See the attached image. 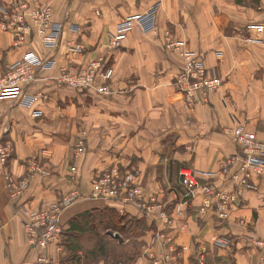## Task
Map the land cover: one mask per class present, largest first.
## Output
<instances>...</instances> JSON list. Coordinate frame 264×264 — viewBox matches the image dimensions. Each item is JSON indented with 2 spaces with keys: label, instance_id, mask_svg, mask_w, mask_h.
Returning <instances> with one entry per match:
<instances>
[{
  "label": "crops",
  "instance_id": "obj_1",
  "mask_svg": "<svg viewBox=\"0 0 264 264\" xmlns=\"http://www.w3.org/2000/svg\"><path fill=\"white\" fill-rule=\"evenodd\" d=\"M12 1L0 0V5ZM158 1V31L143 33L134 28L121 47L112 50L107 30ZM180 1L54 0V21L65 24L55 48L46 46L37 35L18 44L16 35L3 28L0 14V79L8 64L27 51L55 61L52 68L38 69L37 80L29 88L37 97L31 107L15 99H0V146L13 150L7 164L0 163V264H35L40 254L28 240L24 206L45 207L75 191L78 197L62 214V249L53 246L48 253L59 264H113L98 256V240L89 229L91 224H81L86 228L83 231L72 230L70 220L106 206L139 214L132 208L122 209L118 202L92 198L94 176L113 163L128 166L133 161L147 190L159 194V199L165 195L166 199L161 200L174 204L186 187L183 173L187 169L202 181H217L209 179L207 172L218 171L221 160L237 151L229 134L232 114L264 138V43L254 41V35L244 28L249 21H264V0H260L257 10L237 4L243 18L236 16L241 26H236L238 32L234 35L221 32L206 3L201 7L194 1L190 7L198 17L199 31L189 25V47L194 53H206L207 65H218L225 79L209 105L195 107L186 102L174 84L181 59L166 52L162 41L167 21L177 22L184 10ZM227 12L233 17V10ZM220 32L222 37L218 36ZM73 39L84 44V53L70 52L67 41ZM91 57L103 58L114 67L112 96L102 97L59 83L62 69L76 71ZM222 96L227 100L225 105ZM34 110H41L43 115L35 116ZM45 151L52 153L48 161L42 159ZM32 161L47 167L49 173L33 172ZM6 171L13 174L18 185H26L17 200L7 187ZM202 219H190L188 230L179 236L178 242L189 247L184 264H196V250L202 247L207 249L209 263L260 264L261 253L251 237H264V180L258 189L245 193L228 221ZM150 234L146 230L140 239L148 240ZM221 235L230 237V248L214 244V238ZM88 240L95 244L90 246ZM134 264L150 262L139 256Z\"/></svg>",
  "mask_w": 264,
  "mask_h": 264
},
{
  "label": "built area",
  "instance_id": "obj_2",
  "mask_svg": "<svg viewBox=\"0 0 264 264\" xmlns=\"http://www.w3.org/2000/svg\"><path fill=\"white\" fill-rule=\"evenodd\" d=\"M37 1V2H35ZM54 0H13L7 5H0L2 24L5 30L12 31L17 37V43L23 44L30 36H39L43 43L55 48L60 44L64 34V23L54 21ZM159 5L153 4L145 12L128 16L120 20L112 29L107 31L109 47H119L127 34L134 28L143 33L158 31ZM256 29L257 40L264 43V22H256L251 26ZM74 32L78 30L72 28ZM167 46L176 50L184 62L183 70L178 76L180 91L191 105L197 103L208 104L212 94L222 86V79L217 68H209L202 55L195 54L187 47L185 41L174 38L170 30L165 31L164 39ZM256 40V38H255ZM70 52L84 53V44L76 39L67 41ZM53 59H44L36 51H27L22 58L8 64L5 75L0 79V99H15L20 105L30 106L36 97L29 88L37 80V71L42 68H52ZM114 68L108 66L103 58H92L78 71L64 68L58 78L59 83L78 90H90L97 95L110 97L115 94L113 88ZM225 104L227 103L224 99ZM35 116L43 115L41 110H34ZM234 126L231 130L235 144L239 150L230 154L226 174L236 167V171L228 180V187L216 191L214 182L203 183L194 172L183 173L186 187L181 191L174 209L170 212L166 203H158L153 197H148L140 184V170L137 168H121L113 166L107 171L97 174L92 180L91 197L98 200H110L137 205L145 215L149 216L153 230L142 250V257H147L152 264H183L182 252L187 247H181V254L173 255L176 244L173 245L172 231L178 224V216L186 213L200 196H202L200 210L212 211L222 220H228L232 215L233 206L242 191L254 189L264 178V141L256 133L248 130L232 114ZM10 146H0V163L4 166L11 157ZM51 152H45L42 159L48 160ZM32 171L48 174V168L37 161H32ZM208 175V174H207ZM221 177L226 178L225 174ZM8 189L13 199L17 200L26 185H18L9 172H5ZM216 186V185H215ZM79 192L62 196L49 205L41 208L23 207L24 227L28 240L33 247L40 250L35 264H59L54 256L48 253L50 247L62 249V235L64 224L62 214L78 197ZM175 210V211H174ZM178 215V216H177ZM184 221V219H183ZM179 228L185 229V225ZM116 235V232H114ZM253 246L261 253L260 264H264V238L251 237ZM216 244H225L216 241ZM175 246V247H174ZM206 251L199 252L198 264H207Z\"/></svg>",
  "mask_w": 264,
  "mask_h": 264
},
{
  "label": "rangeland",
  "instance_id": "obj_3",
  "mask_svg": "<svg viewBox=\"0 0 264 264\" xmlns=\"http://www.w3.org/2000/svg\"><path fill=\"white\" fill-rule=\"evenodd\" d=\"M141 1L142 0H138V2L139 3H141ZM194 1H197V4L196 5H200L201 7L206 3V6L208 7V13L211 15V19L213 18V20L214 19H216V21H215V23L217 24V25H219V26H221L220 28H221V32H223L224 34H226V35H234V34H236L237 32H238V30L236 29V26H241V22L240 21H238V19L237 18H239V16H241L242 18H243V10L240 8V7H238L237 6V4L238 5H243V4H245V5H249V6H252V7H254L256 10H257V8H258V6L259 5H261L260 4V0H259V2L256 4V3H254L253 2V0H243V2L242 3H237V0H181L180 1V4L183 6V8H184V10H182L181 11V15L178 17V21L177 22H175V23H173V22H171V21H167V23H166V27H167V29L166 30H170V33H171V35L174 37V38H179V37H182V38H185V43L187 44V47H189V41H190V39H189V37H188V34H189V32H188V27H189V25H191V28L195 31V29L196 30H198L199 31V26H197L198 25V17L196 16V14L192 11V9L190 8V7H193V4H194ZM236 1V2H235ZM7 4H9V3H3L2 5H7ZM156 4H158L159 5V9L158 10H160V5H161V1H158V2H156ZM1 5V6H2ZM233 5V7H231ZM263 8H262V11H264L263 9H264V5H261ZM187 8V9H186ZM233 10V17H230L229 16V14H228V12H227V10ZM260 10V9H259ZM187 13V14H186ZM236 16H237V18H236ZM124 19V18H123ZM257 21H249L246 25H245V27L244 28H246L252 35H254L253 37L254 38H256V40L255 39H253L254 41H258L257 40V37H258V35L256 34V32H255V30L256 29H253L251 26L252 25H254L255 23H256ZM259 23L260 22H264V21H258ZM236 24H238V25H236ZM196 26H197V28H196ZM109 30V29H108ZM107 30V31H108ZM166 30H164L163 31V34H162V41H163V46H164V49H165V51L166 52H171L170 54L171 55H175L176 57H179L180 59H181V63H180V68H179V70H178V72H177V74L174 76V84L176 85V88H177V90L178 91H180V86L178 85V76H179V74H180V72L183 70V67H184V62H183V59L181 58V56H180V54L176 51V50H173V49H171V48H169L168 46H167V40H166V38L165 39H163L164 38V36H165V31ZM218 33V36L219 37H222L223 36V34L222 33ZM183 33L185 34V37H183ZM176 34H178V37H177V35ZM16 38V41H17V37H15ZM180 39V38H179ZM182 41H183V39H181ZM258 42H260V41H258ZM260 43H263V42H260ZM122 45V44H121ZM121 45L119 46V47H114L115 49H119L120 47H121ZM190 48V47H189ZM112 50H113V48H112ZM190 50H191V48H190ZM193 52V51H192ZM174 53H176V54H174ZM195 54H198V55H202L203 56V59H204V61H205V63H206V53L204 54V53H195ZM218 55H219V57H221L222 56V52L221 51H218ZM22 58V57H21ZM92 58H98V59H100L99 57H91V58H89V59H92ZM88 59V60H89ZM106 62V61H105ZM182 64V65H181ZM84 65V64H83ZM82 65V66H83ZM107 65L108 66H112V65H110L109 63H107ZM206 65H207V63H206ZM81 66V67H82ZM208 66V65H207ZM81 67L79 68V69H81ZM113 67V66H112ZM209 68H212V67H214L215 69L217 68V70H218V73H219V75L221 76V79H222V86L224 85V77H223V75H222V73H221V71H220V68H219V66L218 65H214V66H208ZM114 68V67H113ZM79 69H77L76 71H78ZM63 85H65V84H63ZM65 86H68V85H65ZM222 86H221V88H222ZM68 87H70V86H68ZM70 88H72V87H70ZM221 88L216 92V93H218L220 90H221ZM181 92V91H180ZM182 93V92H181ZM216 93H214V94H216ZM183 94V93H182ZM214 94H212V96L214 95ZM183 96H184V94H183ZM211 96V97H212ZM91 97V96H90ZM103 97V96H102ZM184 98H185V100H186V102L188 103V104H190V102H188V100L186 99V97L184 96ZM36 99H37V97H36ZM36 99L33 101V103H32V105L34 104V102L36 101ZM224 99L225 98H223V96H222V102L224 103V105H225V102H224ZM2 100V99H1ZM227 101V100H226ZM18 103H19V101H18ZM211 103V99H210V102L208 103V104H204V103H197V104H194V105H192L193 107H195L196 105H198V104H201V105H209ZM32 105H30V106H25V107H31ZM23 106V105H22ZM236 115V114H235ZM231 120H232V122H233V119H232V116H231ZM242 124H244L245 126H246V128L248 129V130H250V131H252V132H254V133H256V135L258 136V138L260 139V140H262V141H264V138H261L260 137V135L258 134V132L257 131H255V130H252V129H250L248 126H247V124H245V123H243L242 122V120L240 119V117H239V119H238ZM233 126H234V123H233ZM233 126L232 127H230V135H231V137H232V142H233V144L235 145V147L236 148H238L237 149V151L239 150V147L237 146V144H235V141H234V139H233V136H232V133H231V130H232V128H233ZM85 143V142H84ZM167 150H169V148H167ZM46 152V151H45ZM12 153H13V150L11 151V157H12ZM230 155H227L226 157H224L222 160H221V162H220V169L218 170V171H214V172H207V174H208V176H209V179H214V178H218L217 179V181H218V184H217V181H215V180H201L198 176V178L203 182V183H205V182H214V189L216 190V191H219L220 189H223V188H227L228 187V180H230V176L232 175V173L234 172V171H236V167L234 168V169H232L228 174H226V169L228 168L227 167V164H228V157H229ZM10 159V158H9ZM46 161H48V160H46ZM7 164V163H6ZM121 164V163H120ZM135 164V162H131V164L130 165H128V166H125V165H123V164H121L120 166L121 167H126V168H128V169H131V168H134V167H136L137 169H139V167H137V166H133ZM113 166H115V163H113L110 167H108V168H106V169H104L103 171H107V170H109L110 168H112ZM161 169V168H160ZM188 170H190V169H187V171ZM10 172V171H9ZM96 172H98V170H96ZM96 172L94 173V175L96 174ZM11 173V172H10ZM12 174V173H11ZM222 174H225V176H226V178H223V177H221V175ZM13 175V174H12ZM196 175V174H195ZM94 178V177H93ZM93 178H92V180H93ZM92 180H91V183H92ZM173 180H174V178H173ZM263 180H264V178H262L258 183H257V187L256 188H254V189H247V187H245V189L242 191V193L240 194V196H239V198H238V201L237 202H235V204H234V206H233V212L231 211V213H232V215L230 216V218L233 216V213H234V211L236 210V208L237 207H239L240 206V204L242 203V201H243V199L245 198V193L247 192V191H249V190H255V189H258L259 187H260V185H261V183L263 182ZM160 181H161V179H160ZM219 181H220V183H219ZM140 184H141V186H142V188L144 189V192L146 193V195L148 196V197H153L155 200H156V202H158V203H161V202H163V203H166V204H169L168 205V210L171 212L173 209H174V206L176 205V201H174V204L173 203H168L167 201L165 202V201H163V200H161V199H166V196L164 195L162 198H160L159 199V197H158V195L159 194H156V193H151V192H149V190H147V188H146V185H144L143 184V182L142 181H140ZM216 185V186H215ZM91 186H92V184H91ZM177 186L178 185H176V186H173L174 188H177ZM162 187L164 188V186L162 185ZM167 188L168 187H165L164 189H166L167 190ZM165 190V191H166ZM175 191V190H174ZM165 193V192H164ZM201 202H202V196H200L190 207H188L187 209H186V213L184 214V215H182V216H178V223H179V226L182 224V225H185V229H181V228H179V226H178V224H177V226H175L176 228L175 229H173V231L171 232L172 233V235H173V245H175L176 244V247H177V249L175 248V251L173 252V255H175V256H178V255H180L181 254V252H180V250H181V247L183 248L184 246H186L187 247V250L186 251H189V247L186 245V244H182V243H179L178 242V239H179V236H180V234L181 233H183V232H186L188 229V222H189V220L190 219H193L195 222H196V220L198 221V220H203L202 218H205V217H213V218H217V219H219L220 221H224V220H222V219H220L217 215H215L212 211H210L209 212V210H207V211H205V212H203V211H201L200 210V208H201ZM118 203H120L121 204V207H122V209H126V208H132V209H134L135 210V212H137V214H139V215H137V216H135V215H132V214H130V213H127V212H125V210H122V211H119L121 214H124V215H130L131 217H129V218H135V217H138V218H141V219H143V220H145L146 221V224L148 225V228H149V224H148V221L150 222V217L149 216H147V215H145L144 213H143V211L137 206V205H135V204H125L124 202H118ZM175 211V210H174ZM229 218V219H230ZM128 219V218H127ZM183 219H184V221H183ZM228 219V220H229ZM129 220V219H128ZM228 220H225V221H228ZM143 227V226H142ZM143 229V228H142ZM148 230V229H147ZM151 230H153V228L151 229ZM150 230V231H151ZM94 233H96L95 231H93ZM101 232H102V230H101ZM111 233L114 237H116L115 236V234H114V232L113 231H104V233ZM144 233H145V231H143L142 232V230H138L137 232H135V233H133V234H129V235H127V234H124V235H122V239H124V244H126V245H124L123 247H125V250H128V249H131L132 247H131V245H132V243L133 242H139L141 239V237H143V235H144ZM117 235V234H116ZM123 236H125V237H123ZM126 236H130L131 238H127ZM253 238H255V237H253ZM258 238V237H257ZM264 238V237H263ZM129 239H131V240H129ZM215 240V242H214V244L216 245V246H219L220 248H223V249H227V248H230L231 246H232V244H231V242H232V240L230 239V237L229 236H223V235H221V236H218V237H216V238H214ZM117 240V239H116ZM145 241V240H144ZM216 241H224L225 242V244H216ZM114 243V244H116L115 246H117V241H115V240H112L111 241V243ZM88 243H89V245L90 246H92V245H94L95 244V242L94 241H92V240H88ZM112 243V244H113ZM251 243H252V240H251ZM134 244V243H133ZM145 245V244H144ZM114 246V247H115ZM199 246H201V245H199ZM123 247H121V248H118V250L119 251H121L122 250V248ZM144 247V246H143ZM175 247V246H174ZM142 250H143V248H142ZM202 250H205L206 251V253H207V249H205L204 247H202V248H200V249H198V250H196V253H195V261H196V264H198V261H199V252L200 251H202ZM185 251V252H186ZM185 252H182V261H183V264H184V261H185V257H184V254H185ZM259 252V251H258ZM260 253V252H259ZM142 255V251H141V254H140V256ZM206 255V254H205ZM260 256H261V254H260ZM143 258H145V259H147L149 262H150V264H152V262H151V260H149L147 257H143ZM206 262H207V264H225V262L223 261V262H215V263H209V261L207 260V258H206Z\"/></svg>",
  "mask_w": 264,
  "mask_h": 264
},
{
  "label": "trees",
  "instance_id": "obj_4",
  "mask_svg": "<svg viewBox=\"0 0 264 264\" xmlns=\"http://www.w3.org/2000/svg\"><path fill=\"white\" fill-rule=\"evenodd\" d=\"M242 3L243 0H237V3ZM254 3H258L259 0H253ZM75 89V88H74ZM78 90V89H76ZM79 91H89L91 94H95L90 90H79ZM101 96V95H100ZM115 165L120 166L121 164L115 163ZM121 167V166H120ZM178 167V166H177ZM121 168H124L121 167ZM171 168V167H170ZM95 177V176H94ZM130 215H124L119 212L116 208L106 206L104 208H95L92 210L85 211L76 217L70 220L69 228L72 230L83 231L86 228L82 227L81 224L87 225L91 224L89 229L96 233V239L98 240V256L105 259L106 262H110L113 264H134L136 259L140 256L142 248L145 244L144 240H140L139 242H133L131 245V249L125 250L123 247L124 239L121 240L122 235L124 234H133L138 230L146 231L151 230L153 225L146 224V221L135 217L129 218ZM129 220H128V219ZM143 226V227H142ZM143 228V229H142ZM102 230V232H101ZM104 231H113L116 232L117 235L114 237L111 233H104ZM124 233V234H123ZM63 234H65V229ZM125 237V236H123ZM127 238H131L130 236H126ZM117 239V240H116ZM112 240L117 241L116 244L111 243ZM62 245H63V235H62ZM115 246V247H114ZM122 248L121 251L118 248Z\"/></svg>",
  "mask_w": 264,
  "mask_h": 264
},
{
  "label": "water",
  "instance_id": "obj_5",
  "mask_svg": "<svg viewBox=\"0 0 264 264\" xmlns=\"http://www.w3.org/2000/svg\"><path fill=\"white\" fill-rule=\"evenodd\" d=\"M118 237H119V235H117ZM121 240H122V238H121Z\"/></svg>",
  "mask_w": 264,
  "mask_h": 264
}]
</instances>
